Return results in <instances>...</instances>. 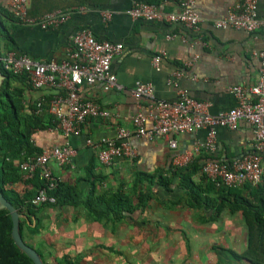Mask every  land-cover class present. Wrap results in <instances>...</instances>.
Masks as SVG:
<instances>
[{"label": "crops", "instance_id": "obj_1", "mask_svg": "<svg viewBox=\"0 0 264 264\" xmlns=\"http://www.w3.org/2000/svg\"><path fill=\"white\" fill-rule=\"evenodd\" d=\"M139 2L111 0L103 9L82 7L72 10L67 22L51 28L13 23L2 17L13 31L17 48L38 62L68 59L73 35L84 28L99 40L124 46L111 66L122 89L106 92L102 84H85L80 91L83 100L110 111L111 118L91 119L79 136L66 137L55 128L33 135L34 145L43 151L65 145L75 149L70 165L60 166L51 160L49 166L60 183L76 187L80 195H67L74 204L39 206L37 217L29 221L32 228L38 227L37 233L25 229V243L49 264L66 260L72 264H248L231 253L245 252L248 229L242 213L229 209L234 194L247 196L248 190L209 189L201 168L210 159L231 164L250 153L255 141L251 124L242 120L235 131L218 128L214 154L204 149L207 130L175 136L176 149L165 138L150 141L132 136L130 144L135 156L118 159L111 167L101 164L95 145L103 138L116 139L119 128L133 130V118L138 113L149 114L153 101L138 102L132 95L139 81L152 84L158 100L176 101L178 92L186 91L192 98L209 104L213 115L234 108L237 100L230 88L252 86L259 80L261 62L254 53L264 49V32L216 26L233 10L234 0H195V10L201 18L199 32L178 24L134 20L128 11ZM161 8L166 12L177 10L171 0ZM0 9L11 12L9 0H0ZM107 12L112 14L110 19L105 18ZM258 12L264 15V0H258ZM155 57L161 59L160 71L153 65ZM176 72L182 73L175 81L177 86L171 83ZM54 93L35 90L31 85L25 96L27 101L36 103ZM88 140L94 145H89ZM194 162L201 167L193 176L196 198L178 187V181L170 189L154 183L150 189L153 198L145 209L126 215L121 222L107 224L95 220L82 205L81 201L90 196L91 179L102 178L98 192H129L139 173L154 176L156 182L173 168ZM24 177L28 178L25 174Z\"/></svg>", "mask_w": 264, "mask_h": 264}, {"label": "built area", "instance_id": "obj_2", "mask_svg": "<svg viewBox=\"0 0 264 264\" xmlns=\"http://www.w3.org/2000/svg\"><path fill=\"white\" fill-rule=\"evenodd\" d=\"M174 3L177 10L166 12L159 5L139 2L128 11V15L134 20L178 24L199 32L201 18L195 10V0H174ZM9 7L18 23L43 28L59 26L67 22L72 14L71 10H57L41 18H30V0H9ZM111 17L110 12L105 13L106 19ZM216 26L232 27L248 33L259 30L264 32V15H259L258 0H234L233 10L227 18L218 21ZM123 51L122 44L99 40L90 29L84 28L73 35L72 49L65 61L38 62L26 53L9 51L3 56L2 62L5 71L16 76H27L35 90L55 91L51 98L39 99L38 113L47 105L48 112L56 123L55 129L69 137L79 136L83 125L91 119L112 117V113L99 104L83 100L80 91L85 84H102L106 92L120 91L122 87L111 66L113 60ZM254 55L258 56L261 62L257 84L230 88L229 91L234 94L237 105L216 115L210 113L209 104L192 98L186 91H179L176 101L158 100L154 96L155 88L152 84L137 82L132 95L138 102L151 99V110L149 114L138 113L133 118V130L119 128L116 139L103 138L95 145L99 148L98 158L101 164L111 167L118 159L133 158L135 152L130 144L132 136L150 141L165 138L169 140L170 147L176 149L175 136L207 130L204 149L209 154H214L217 150L218 128L235 131L239 123L245 120L254 129L255 141L252 151L234 159L231 164L215 159L207 160L202 165L201 174L217 189L258 187L263 184L264 49ZM153 65L160 71L161 59L155 57ZM181 76V72L174 73L171 83L177 86L175 81ZM88 144L94 145V142L88 140ZM75 156V149L69 145L56 146L45 149L37 158H29L20 163L23 174L32 177L37 173L43 183L31 201L34 206L57 203L52 192L58 188L60 180L54 175L49 162L56 160L60 166L70 165Z\"/></svg>", "mask_w": 264, "mask_h": 264}, {"label": "trees", "instance_id": "obj_3", "mask_svg": "<svg viewBox=\"0 0 264 264\" xmlns=\"http://www.w3.org/2000/svg\"><path fill=\"white\" fill-rule=\"evenodd\" d=\"M166 1L140 0V2L159 6ZM30 2L28 16L41 18L56 10L72 11L82 7L103 9L110 4L111 0H30ZM2 17L13 23L17 22L12 12L0 9V69L5 77L0 90V191L21 214L19 231L24 240L25 229H29L32 234L37 233L38 227L32 228L29 221L32 217H37L41 208L34 206L31 201L42 188L43 183L37 173L25 179L20 163L42 154L43 150L34 145L32 137L37 131L54 129L56 123L52 116L47 114V105H44L42 111L38 113L37 102L26 100V89L31 86L27 76H16L4 70L3 56L9 51H21L13 39V31L8 28ZM200 168L196 162L173 168L168 175H160L156 182L153 180L154 176L139 173L129 192L123 189L116 192H98L97 186L101 185L103 180L97 177L91 179L90 196L81 202L89 209V213L95 220L103 224L111 221L121 222L126 215L147 207L153 198L150 189L154 183L170 189L171 185L178 181V187L185 190L189 197L196 198L197 185L193 176L200 172ZM207 188L223 192L233 190L217 189L210 181H207ZM245 188L248 190V195L234 194L235 199L229 200V209L232 213H242L248 229V246L242 254L231 253L248 264H264V183L258 187L246 186ZM73 193L80 195L76 187L68 188L63 183H60L52 192L57 199L56 204L60 205L74 204L67 199V195L71 196ZM49 205L52 204L44 206ZM12 230L13 221L10 212L6 209L0 210V264H34L32 259L15 244ZM42 260L44 264H49L43 257ZM57 264H72V262L58 261Z\"/></svg>", "mask_w": 264, "mask_h": 264}, {"label": "water", "instance_id": "obj_4", "mask_svg": "<svg viewBox=\"0 0 264 264\" xmlns=\"http://www.w3.org/2000/svg\"><path fill=\"white\" fill-rule=\"evenodd\" d=\"M5 80V77L2 75L1 69H0V90L1 86L3 85ZM0 138H1V132H0ZM6 209L10 212L12 221H13V230H12V237L15 242V244L18 246L19 249H21L29 258L32 259L34 264H44L41 255L34 250L32 247L28 246L19 231V223L21 214L14 208V206L8 202V200L3 196V194L0 191V210Z\"/></svg>", "mask_w": 264, "mask_h": 264}]
</instances>
